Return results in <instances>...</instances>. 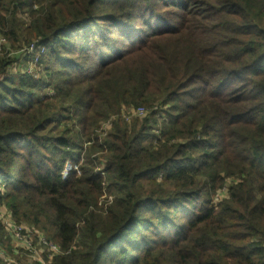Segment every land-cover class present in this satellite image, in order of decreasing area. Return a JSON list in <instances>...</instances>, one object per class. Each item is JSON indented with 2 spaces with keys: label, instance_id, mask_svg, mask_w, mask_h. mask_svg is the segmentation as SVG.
Masks as SVG:
<instances>
[{
  "label": "trees",
  "instance_id": "16d2710c",
  "mask_svg": "<svg viewBox=\"0 0 264 264\" xmlns=\"http://www.w3.org/2000/svg\"><path fill=\"white\" fill-rule=\"evenodd\" d=\"M1 34L46 49L42 94L0 56V206L53 264H264V0H0Z\"/></svg>",
  "mask_w": 264,
  "mask_h": 264
},
{
  "label": "rangeland",
  "instance_id": "374dc122",
  "mask_svg": "<svg viewBox=\"0 0 264 264\" xmlns=\"http://www.w3.org/2000/svg\"><path fill=\"white\" fill-rule=\"evenodd\" d=\"M21 18H23L26 21V23H28L30 21V18L27 14H23ZM119 40L121 41L123 39L119 38ZM30 47L28 49L25 46L22 48H13L11 46V43L8 41V39L5 36H3L2 34L0 35V56H5V57H7V59L11 60V62H10L11 67L9 68L10 74L14 78H20L21 76H27V75L31 76L33 81H36V83L38 84L37 92L42 94V93L46 92V90L49 87L53 86V83H50L51 81L49 79V74H46V63L45 62L41 63L40 57L35 58V59L32 58V55L34 53H36L37 49H38L39 54L42 53V51H41L42 47L37 46L36 49H34L33 51L30 50ZM68 56H70V55H68ZM77 57H78V55H77ZM95 59L96 58L93 55V56H91L89 61H82L81 63H82V65L86 64V66H87L90 64V62H92ZM84 67H85V65H84ZM57 68H60V67L57 65ZM47 95H52V94H50V92H49V93H47ZM135 109L136 108L129 110L127 108V109H125L126 111L123 110V115H124L126 121L130 122L134 118L139 117L140 111L135 110ZM109 129H110V126L106 127L107 131H109ZM67 166H71L70 160H69V163ZM223 189L216 196V201H219L222 197H225L227 195V191H224ZM112 198H113V196L110 197V196L106 195L101 199V201H104L105 199L111 200ZM202 198L203 197H201L200 199H194V202L199 203V202H201ZM105 203H106V201L102 202L100 204V206H104ZM9 217H11L13 220H15V218L12 216V214L10 213L9 209L6 206H4V205L0 206V222L2 223L6 218H9ZM19 223L31 225L27 221H21ZM31 226H33V225H31ZM43 234L46 237L47 234H45L44 232H43ZM0 237H1L3 245L6 247L7 252L11 253V250H10L11 242H10L9 237L6 235V233L4 231V227L2 228V231L0 232ZM45 256L47 257V258L45 257V259L48 262L47 264H51L49 257L47 255H45ZM15 261H17L18 264H37V263H33L34 262L33 258L31 256H28V254H26V253L18 256V258L15 259Z\"/></svg>",
  "mask_w": 264,
  "mask_h": 264
},
{
  "label": "built area",
  "instance_id": "2783aa9c",
  "mask_svg": "<svg viewBox=\"0 0 264 264\" xmlns=\"http://www.w3.org/2000/svg\"><path fill=\"white\" fill-rule=\"evenodd\" d=\"M36 47V44H32L30 50L33 51ZM41 51L45 52L46 49L42 47ZM139 111L140 115L144 114L143 108H140ZM71 169V166H67L64 175L67 176ZM2 225L11 242V253L7 252L0 237V264H18L15 259L24 253L31 256L33 263L37 264H47L48 262L45 259V255H47L51 264H53L56 256L64 254L60 244L50 241L44 234L29 224L19 223L9 217L2 222Z\"/></svg>",
  "mask_w": 264,
  "mask_h": 264
}]
</instances>
